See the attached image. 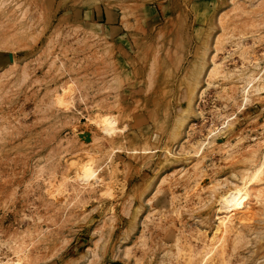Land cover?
Returning a JSON list of instances; mask_svg holds the SVG:
<instances>
[{"label":"rangeland","instance_id":"1","mask_svg":"<svg viewBox=\"0 0 264 264\" xmlns=\"http://www.w3.org/2000/svg\"><path fill=\"white\" fill-rule=\"evenodd\" d=\"M262 153L264 0H0V264H264L196 235Z\"/></svg>","mask_w":264,"mask_h":264},{"label":"bare ground","instance_id":"2","mask_svg":"<svg viewBox=\"0 0 264 264\" xmlns=\"http://www.w3.org/2000/svg\"><path fill=\"white\" fill-rule=\"evenodd\" d=\"M208 71H210V70H208ZM206 73H207V71H206ZM256 78H257V76H256ZM256 78H255V80H256ZM251 81L246 84L245 89H243L241 92V93H243L242 101L245 103L248 101L247 97H248V94L250 92L249 90L253 89V87L251 85V83H252ZM248 87H249V89L246 90ZM239 91H240V89H239ZM254 91H256V89H254ZM99 123H100V129H101L100 131L105 135L111 134L113 128L115 129V127H113L114 121L109 119V118H102V120H100ZM177 124H178V121H177ZM228 124H229V122L226 121L225 126L223 125L224 126L223 129H226L228 127ZM221 127L222 126H220V128ZM120 133L122 134V132H120ZM87 135H88V133L86 134V136ZM110 151H111V149H110ZM140 153H141V151H140ZM143 153H146V152H143ZM97 158H99V157H97ZM103 163H105V162H103ZM113 172H115V171H113ZM76 176H77L76 181L79 184V186H82V188L90 186L91 182H93L95 184L99 181V179L96 176V171L93 170V168L91 167V165L89 163L82 165L79 168V170L77 171ZM221 180H223V179H221ZM242 181L243 180H241V183H242L241 185L232 184V182H231V184H232L231 187L228 188L227 190H225L223 192V194L221 195V197L217 199V207H216L215 211L213 210L214 211L213 219L215 222L214 223L215 229L213 230L210 238L208 239V237L205 235V231L201 230V231L196 232V235L200 238L202 245H206L208 247V251L204 255V257H206V258H212L214 255H218V253L223 252V249H224L226 242H231L233 245L234 242L237 241L239 239V237L241 236L242 227L245 225L246 222H248L249 219L251 220V218L253 217V209L249 205V202L251 203L250 198H251V200H252V197L257 199L260 197V195H262L264 193V189L260 188L261 186H264V154L261 157V160L259 161V163L254 167V169L251 172V174L249 175V177L245 178V180L243 182ZM238 183H239V181H238ZM262 200H264V198ZM259 205H261V204H259ZM233 212H237V213H235L234 218L232 219L231 215ZM259 218H261V217H259ZM250 222H248V223H250ZM250 230H252V229H250ZM246 240H248V239H246ZM243 245H244V243H243ZM194 259H195V256L193 255L189 260L193 261Z\"/></svg>","mask_w":264,"mask_h":264}]
</instances>
